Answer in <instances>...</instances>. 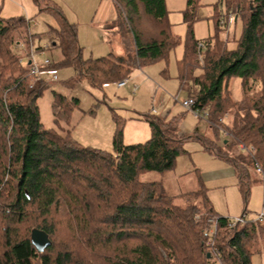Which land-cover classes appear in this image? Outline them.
I'll use <instances>...</instances> for the list:
<instances>
[{"label": "trees", "instance_id": "trees-1", "mask_svg": "<svg viewBox=\"0 0 264 264\" xmlns=\"http://www.w3.org/2000/svg\"><path fill=\"white\" fill-rule=\"evenodd\" d=\"M114 1L118 15L104 26L110 36H118L123 54L85 59L77 24L57 2L34 0L39 13L58 21L44 33L54 35L52 43L39 46L37 53L51 46L61 52L58 61L39 69L73 68L75 75L62 85L75 88L85 79L104 87L162 61L168 67L181 39L171 30L166 0ZM241 1L221 0L224 12L215 15L216 33L204 41L196 38L193 26L201 1L187 0L183 14L188 30L176 60L177 79L188 96L187 84L196 86L193 109L206 117L213 138L180 133L184 111L171 117L170 112L164 117L147 113L143 118L151 137L125 144V120L113 110L111 150L83 146L62 127L79 107L77 97L54 92L56 128L43 124L38 100L50 83L39 79L32 88L39 76L19 53L20 37L33 42L39 34L29 31L26 17H3L0 11V264H210L214 258L220 264H252V255L264 252V216L246 219L244 209L243 222L233 223L214 209L205 189L181 194L185 202L180 205L161 181L139 179L146 171L172 170L178 156L188 152L185 144L197 140L210 156L233 167L248 199V164L253 160L264 171V0ZM232 11L233 24L241 21L242 31L229 48L219 34L228 28L223 15ZM255 77L257 91L250 84ZM233 78L242 87L238 100L229 89ZM224 114L228 117L220 123ZM222 129L227 136L222 137ZM33 228L49 235L51 245L44 252L31 242Z\"/></svg>", "mask_w": 264, "mask_h": 264}, {"label": "rangeland", "instance_id": "rangeland-1", "mask_svg": "<svg viewBox=\"0 0 264 264\" xmlns=\"http://www.w3.org/2000/svg\"><path fill=\"white\" fill-rule=\"evenodd\" d=\"M24 3L26 8L20 7L19 4ZM64 10V13L69 15V19L75 20L78 26L79 41L84 47V58H96L108 55L109 52H113L116 55L123 54L124 50L119 43L118 36H110V38L116 39L118 42L108 43L105 36L108 34L101 31L91 25V20L95 14L97 4L91 5L93 0H55ZM203 6L197 9V19L194 22V33L197 39L204 41L207 38L213 36L216 33L215 15L220 12L223 13L224 7H221V0H200ZM240 2H244L238 0ZM246 1V0H245ZM116 4V2L114 1ZM3 4H5L3 6ZM2 6V7H1ZM166 6L168 10V20L171 26V30L175 36L181 39V44L176 47L175 51L170 54L168 62V72L175 74L177 72L176 60L181 56L183 49V40L187 35L188 26L184 21L183 14L187 8V0H166ZM217 6V8H216ZM231 6V3H230ZM117 8V5H116ZM79 11V19H74L75 14ZM66 10V12H65ZM0 11L3 17L23 16L27 20H30V32L38 33L32 42V37L29 39L20 37L23 41L19 47L20 58L25 60H31V51H34V61L40 66L44 63L45 58H49L51 61H58L61 57L60 48L58 46H51L45 50L43 55L37 53L39 46H45L52 43V37L54 35L44 34L50 24L56 26L57 18L48 13H39L35 6L34 0H0ZM118 15V11H117ZM230 16L234 17L235 13L232 11L228 15H223V21L229 20ZM29 23V22H28ZM144 23H146L144 21ZM228 28L220 31V37L227 41L228 47L233 48L235 46L234 38L238 37L242 31L241 21L236 24L227 23ZM29 29V28H28ZM118 30V28H116ZM27 31V30H25ZM22 32V36L24 35ZM115 31V29H114ZM131 35V34H130ZM160 63L151 64L154 66L153 71L160 69ZM146 66V67H149ZM143 67V68H146ZM142 68V69H143ZM140 68H137L131 74L132 80L124 88H120L117 81L111 83L108 87H94L88 80L79 82L75 88H67L62 85V82L75 75L76 71L73 68H64L58 72V80L51 82V75L45 74L43 78L45 82L50 83L49 89L38 100V106L40 110L41 121L46 127L56 128L55 117L52 110L53 93L59 92L69 97H77L80 99V105L72 112L70 122H61V125L66 131L69 130L71 137L86 147H93L99 149H107L113 146V136L116 131V121L113 118L112 111L114 110L119 118L125 120L123 138L126 133L125 142H134L139 140L144 142L151 137L152 131L148 121L139 118L153 105V94L150 90V83L148 87H141L137 95L132 93V86L136 73H141ZM139 71V72H138ZM197 74L200 73L198 70ZM163 77V76H162ZM48 80V81H47ZM125 80V79H124ZM153 80V79H151ZM123 81V80H122ZM157 85L164 86L163 78L155 80ZM40 82L39 79L34 80L32 88ZM138 83V80L135 81ZM124 84V85H125ZM252 89L257 91L260 89V81L255 77L250 80ZM117 85V86H114ZM122 85V86H124ZM171 85H168V89L176 98L175 103L170 111V116L176 115L184 111L186 121H189L194 126L198 125L196 131L202 135H206L209 138H213V128L209 127L206 117L196 116L192 110L183 107L180 104V99L183 94H177L176 91H172ZM188 87L192 90L191 96H194L197 92L196 86L193 82H189ZM140 86V85H139ZM137 87H134L133 91ZM152 88V87H151ZM230 92L233 99L238 100L242 97V87L239 78H233L230 81ZM107 92L112 98L104 101L103 95ZM119 97V98H118ZM187 97V96H186ZM136 107V112L132 113L130 109ZM139 115V116H138ZM228 114H224V117L220 119V123L226 121ZM183 120L181 123V129L184 130ZM219 129V128H218ZM98 131L101 135L98 134ZM127 131V132H126ZM141 132L139 135H137ZM222 137L227 136L225 129L221 130ZM65 134V131L63 132ZM221 142L222 139H217ZM243 148L244 146L241 145ZM187 153L181 154L176 159L175 167L172 170L166 172L146 171L140 174L139 179L143 182L161 181L166 192L176 197L177 204H184L181 194L191 191H197L205 189L208 196L211 199L214 209L223 216H229L230 218H236L243 214L244 209L247 210L245 215L246 219L258 218L260 215H264V171L260 164L253 162L250 156L245 158L248 164L250 177L252 181L251 190L248 199L242 194L238 187V179L233 173L231 167L226 168H214L210 164L206 166H200L202 161L211 160V156L206 152L197 140L188 141L185 144ZM232 149L236 150L237 146H233ZM253 151L254 149L251 148ZM262 169V174L257 171V166ZM197 169V170H196ZM63 238V237H62ZM61 238V239H62ZM210 264H220L215 258L211 260ZM252 264H264V252H258L252 255Z\"/></svg>", "mask_w": 264, "mask_h": 264}, {"label": "crops", "instance_id": "crops-1", "mask_svg": "<svg viewBox=\"0 0 264 264\" xmlns=\"http://www.w3.org/2000/svg\"><path fill=\"white\" fill-rule=\"evenodd\" d=\"M53 1H55V0H53ZM95 3L96 4L98 3V4H97V7L95 9V14L93 16V19L91 20V25L96 27V28H98L101 31V33L104 32V31L107 33V30L105 29L104 25L106 23L111 22L114 19H116V17H117L116 4L114 3V0H93L91 2V5L94 6ZM4 5L5 4H3V6ZM19 5H20V7L26 8V5L24 3H21ZM35 6L37 7L38 12H39V8L36 5V3H35ZM65 12H66V10H65ZM73 13H76L75 14L76 16H75L74 19H79V17H80L79 11L76 9V11H74ZM65 15H66V17L68 18V20L70 22L75 23V20L73 21V20H71V18L69 19L70 16L67 15V13H65ZM17 16H19V15H17ZM29 25H30V22H29ZM50 25H52V24H50ZM52 26H54V25H52ZM30 30H31V27H30ZM105 37L106 38H104V39L107 40L108 43H112V42H116L117 43L118 42L116 39H114L112 37L110 38L109 34H108V36H105ZM78 39H79V34H78ZM79 43H80V41H79ZM80 45H81V43H80ZM82 48H83L82 51H83V57H84V47L82 46ZM110 53H113V52H109L108 54H110ZM90 58H93V57H90ZM96 58H98V57H96ZM85 59H87V58H85ZM159 63H160L159 64L160 65V67H159L160 69H158L156 71H153V69H151L155 65L154 66H149V67L145 66L146 68L141 67L139 69L141 73H136V76L134 77L135 79H134L133 86H132L133 87L132 88V93L134 95H137V93L141 89V87L145 86L147 88L149 86L148 83H150V85L152 87V88L150 87V90L152 91V94H153V96H152L153 105H152V108L151 109L149 108L144 114L149 113L151 115L155 114V115H158L160 117H164V116H166V114H168L171 111V108L173 107V104L175 103V100H176V98L173 97V94L168 89L169 88L168 87L169 84H172L171 85L172 91H176L177 94H181V95L183 94L182 97L185 98L188 95L186 94V92L180 91L179 81L177 79V72L174 75L170 74L168 72L167 64L164 61L159 62ZM157 77L158 78H163L164 86L156 84L157 82L155 80L157 79ZM128 79H129V81H128V83H129L132 80V78L129 77ZM151 79H153V80H151ZM136 80H138L139 84L135 83ZM51 82H54V81H51ZM127 84H125L124 86H121L120 88H124ZM108 86H110V84L105 85V87H108ZM114 86H117V85H114ZM134 87H137L135 91H133ZM104 94H105V95H103V97L105 99L104 101H106L108 99V100H110L112 102V98L109 96V94L107 92H105ZM135 108L136 107H134V104H133V106L130 109V111H132V113L136 112ZM116 113H118V112H116ZM139 118L144 119L143 116H141V115L139 116ZM184 118L185 117H183V119H182L184 121L183 122V125H184L183 129L184 130L181 129V123H182V120H181L180 121V125H179L180 133L193 134L194 132H198V131H196V129L198 128V125L194 126L192 123H190L189 121H186V119H184ZM140 133L141 132H139L137 135H139ZM98 134L101 135V133L99 131H98ZM124 139H126V133L124 135ZM139 142H140L139 140H135L134 142H125L124 141L125 144H134V143H139ZM107 147L108 148L105 149V150H111L112 149V147H109V146H107ZM207 164H210L211 167H214V168H223V167L226 166V168L231 167L233 169V167L230 166L225 161H223V160H221L219 158L212 157V156H211V160L202 161L200 166L203 167V166H206ZM233 173L236 176L234 169H233Z\"/></svg>", "mask_w": 264, "mask_h": 264}, {"label": "built area", "instance_id": "built-area-1", "mask_svg": "<svg viewBox=\"0 0 264 264\" xmlns=\"http://www.w3.org/2000/svg\"><path fill=\"white\" fill-rule=\"evenodd\" d=\"M233 19H234V17L230 16L228 22L229 23H233ZM199 46L202 47V48L204 47V45L202 43H200ZM43 53L44 52H41V55H43ZM34 57H35V53H34V51H31V63L33 64V72L36 73L39 76L38 79H44L43 78V75L49 74V75H51V78L48 79V80H50V81H57L58 80V75H57L58 73H57V71L56 70L41 71L39 69V65L34 61ZM44 63H47V64L48 63H51V60L49 58H45L44 59ZM126 81H127V79L121 81L119 83V85L120 86L124 85L126 83ZM180 103L182 104L183 107H185V108H187L189 110H192L196 116H198V117L199 116H202V114H200L198 110H194L193 109V105L195 103V99L194 98L189 97V96L188 97H185V98H181L180 99ZM257 171L260 174H262V172H263L262 169H261V167L259 165L257 166ZM262 216H264V215H260L259 217H262ZM244 218L245 217H243V216H239V217L231 218V219L233 220L232 221L233 223H236V222L238 223V222H243ZM213 231H214V229H212L211 232H213Z\"/></svg>", "mask_w": 264, "mask_h": 264}, {"label": "water", "instance_id": "water-1", "mask_svg": "<svg viewBox=\"0 0 264 264\" xmlns=\"http://www.w3.org/2000/svg\"><path fill=\"white\" fill-rule=\"evenodd\" d=\"M29 63H31V61ZM31 242L38 252H44L45 249L51 245L48 233L38 228L32 229Z\"/></svg>", "mask_w": 264, "mask_h": 264}]
</instances>
